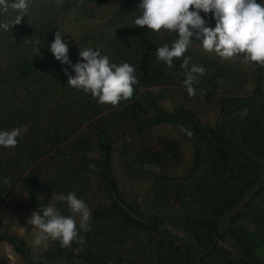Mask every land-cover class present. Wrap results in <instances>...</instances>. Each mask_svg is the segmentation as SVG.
<instances>
[{"label":"rangeland","instance_id":"374dc122","mask_svg":"<svg viewBox=\"0 0 264 264\" xmlns=\"http://www.w3.org/2000/svg\"><path fill=\"white\" fill-rule=\"evenodd\" d=\"M28 2L19 24L11 27L16 12L0 14V21L10 25L8 31L0 29V131L27 128L16 147H0V263L31 264L1 239L9 235L25 242L35 264H96L92 255H83L76 247L57 251L52 241L46 249H33L36 230L27 224L35 211L27 190L31 175L43 207L51 204L61 214L73 215L53 195L74 192L82 199L92 219L90 231L81 230L80 235L99 242L120 264H217L228 254L237 258L232 230H253L252 215L264 212V67L249 66L239 58L222 59L193 41L186 55L207 71L195 85L196 96L189 97L182 59L168 68L154 53L176 37L134 25L140 0H62L59 6L55 0ZM56 31L68 43L73 64L83 62L79 48L91 47L118 65L127 62L136 71L146 67V78L155 85L135 89L131 100L118 107L99 104L91 95L67 86L63 69L75 73L50 51ZM47 35L50 39L44 42ZM37 40L39 56L33 43L25 42ZM147 95L162 112L228 140L246 162L240 160L239 151L226 150L210 137L156 122ZM244 108L245 118L233 115ZM98 130L111 140L109 161L118 197L137 218L153 219L156 229L145 234L123 231L117 220L105 217L116 196L101 172L87 164L104 159ZM145 164L152 167L145 170ZM217 180L228 203L219 213L203 211L202 190L207 185L214 188ZM251 182L252 188L238 199L240 190ZM234 201L235 207L228 210ZM207 237L221 252L195 261V245ZM258 254L264 264V250Z\"/></svg>","mask_w":264,"mask_h":264},{"label":"clouds","instance_id":"9594fccd","mask_svg":"<svg viewBox=\"0 0 264 264\" xmlns=\"http://www.w3.org/2000/svg\"><path fill=\"white\" fill-rule=\"evenodd\" d=\"M55 2L59 6L62 0ZM28 8V0H0V14L10 10L17 13L11 27L20 23ZM136 12L135 26H147L153 34L163 36L167 33L176 37L170 44L157 47L154 53L168 68L173 67L175 59H182L181 74L185 77L183 84L189 97L196 96L195 85L207 71L204 66L191 63V57L186 55L193 39L201 43L205 52H214L222 59L239 58L249 66L264 67V4L257 0H140ZM201 12L211 13L215 27L209 26ZM0 29L8 31L9 23L0 21ZM62 36L60 31L55 32L50 51L58 62L68 65L75 73L73 76L67 68L63 69L68 77V87L91 95L101 105L114 108L122 101L131 100L134 86L139 83L134 66L127 62L113 63L109 56L91 47L79 48L83 62L73 64L68 55L69 45ZM25 42L33 43V52L40 55L38 40ZM247 114L248 110L244 108L233 115L243 119ZM26 131L24 126L0 131V147H16L18 138ZM88 155L93 156L92 153ZM90 167L95 169L94 164ZM143 167L148 170L152 166L145 164ZM4 182L9 183L8 180ZM52 199L66 203L73 215H63L51 204L33 211L27 219V224L36 230L31 242L33 249H46L50 241L59 242L62 248H71L73 243L84 245L86 240L80 232L90 231V208L74 192L66 196L53 195ZM76 217H79V223ZM82 250L83 247L78 249Z\"/></svg>","mask_w":264,"mask_h":264},{"label":"trees","instance_id":"16d2710c","mask_svg":"<svg viewBox=\"0 0 264 264\" xmlns=\"http://www.w3.org/2000/svg\"><path fill=\"white\" fill-rule=\"evenodd\" d=\"M204 18L208 20L209 26L215 27V20L211 18V13L205 15ZM46 39L47 40H45L44 42H48L50 36L47 35ZM193 41L196 40L193 39ZM136 73L140 74L141 78H138L139 83L135 85V89L143 90L155 85V83L146 78L145 73H147L148 75L146 67H142L140 70L136 71ZM146 99L149 105L154 110L156 122H169L183 129H192L193 131L200 133L206 138L210 137L211 141L213 140L216 143L223 145L226 150L230 149L239 151L238 148H236L232 143L224 139L222 136H216L211 129L207 127H197L194 123L191 124L190 122L181 120L178 115H171L162 112L160 106L155 102L152 96L147 95ZM96 135L101 143L104 153V159L100 164L93 162H87V164L89 168H91L90 165L94 164L95 169H98L101 172L104 179L106 180L108 187L115 194L117 201L112 206L106 209V212L104 213L105 217L111 221L117 220V223L122 225L121 229L123 231H138L139 233L145 234L152 231L153 229H156V224L153 226V219L141 220L137 218L136 216H134V214H132L131 208H129V206L118 197V187L116 186V183L114 181L109 161L111 153V140L109 139L108 135L102 131L98 130L96 132ZM238 154L240 155V160L246 162V158L243 156L242 152L239 151ZM219 183V180H217L215 183L217 184V186H215L214 188H211L208 185L203 188V195L201 196L203 211L208 210L210 211V213H219L223 204L228 203L225 199L224 194L221 192V185H218ZM252 186L253 182L249 183L247 187L242 188L240 190V193L238 194V199H242L244 195H246V193L252 188ZM27 190L30 207L34 210H39L41 207H43L37 195L36 181L33 175L29 176L27 179ZM236 203L237 202L234 201L232 204H228V210H232L235 207ZM244 207L245 209H248V203H245ZM252 222L254 225L253 230H232L236 241L235 246L238 249L239 256L237 258H232L229 256V254L225 255L217 264H260L258 252L260 250H264V212L258 211L254 213L252 215ZM201 223L205 225V227L207 226L205 222L201 221ZM211 226L213 225L211 224ZM1 239L6 240L9 244H11L27 262L35 264L30 249L26 246L25 242L22 239L9 235H3L1 236ZM215 244V241L212 238L208 237L204 241L198 242V244L195 245V261H197V257L199 256H201V258H204L202 257V255L207 257L209 254H213V252H221L216 248ZM72 246L76 247L77 249L83 247V250L79 252L83 255H92L96 260V264H120L119 260H117V262L115 260H112V256H110L107 251V253L103 251V248L99 242H93L89 240L86 241L84 245L73 243ZM55 249L57 251H62L64 248L60 246L59 242H55ZM0 264L6 263L1 262ZM193 264L196 263L193 262Z\"/></svg>","mask_w":264,"mask_h":264}]
</instances>
